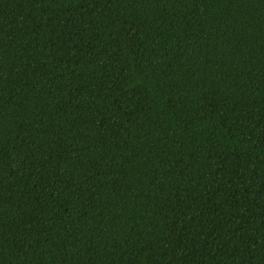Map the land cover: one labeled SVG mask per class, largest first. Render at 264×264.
<instances>
[{"label":"trees","instance_id":"1","mask_svg":"<svg viewBox=\"0 0 264 264\" xmlns=\"http://www.w3.org/2000/svg\"><path fill=\"white\" fill-rule=\"evenodd\" d=\"M0 264H264V0H0Z\"/></svg>","mask_w":264,"mask_h":264}]
</instances>
